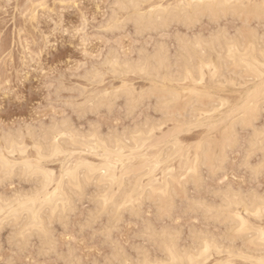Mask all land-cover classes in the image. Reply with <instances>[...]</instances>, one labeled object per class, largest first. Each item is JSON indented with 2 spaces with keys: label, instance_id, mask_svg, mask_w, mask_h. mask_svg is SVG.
Instances as JSON below:
<instances>
[{
  "label": "clouds",
  "instance_id": "9594fccd",
  "mask_svg": "<svg viewBox=\"0 0 264 264\" xmlns=\"http://www.w3.org/2000/svg\"><path fill=\"white\" fill-rule=\"evenodd\" d=\"M18 20L0 264H264V0H0V38ZM217 33L247 70L217 66Z\"/></svg>",
  "mask_w": 264,
  "mask_h": 264
},
{
  "label": "snow or ice",
  "instance_id": "6c2138e0",
  "mask_svg": "<svg viewBox=\"0 0 264 264\" xmlns=\"http://www.w3.org/2000/svg\"><path fill=\"white\" fill-rule=\"evenodd\" d=\"M262 39L261 43V54L264 55V38ZM206 47L212 48L215 51V55L218 58V67H233L239 66L242 70H247L251 66L250 60V53L247 50L246 42L244 41L243 37L240 36L239 38H231L220 33H217L207 41ZM209 70L212 68V64H208L206 66ZM26 171H31V166H26ZM42 171V170H41ZM47 176V173H44ZM55 193H48V199L51 200L55 197ZM135 193H130L129 197L134 196ZM225 202H227V196H225ZM105 204L107 201L105 200ZM129 206V200L126 199L122 207ZM250 211L253 215L260 216L264 219V196L260 198L259 206L252 205L250 207ZM238 226L237 231L243 233L249 225V221L245 219L242 215H238ZM259 239L264 242V228H261L258 233ZM205 248L204 251L207 252L209 247L207 246V242L205 241ZM230 264V262H229Z\"/></svg>",
  "mask_w": 264,
  "mask_h": 264
},
{
  "label": "rangeland",
  "instance_id": "374dc122",
  "mask_svg": "<svg viewBox=\"0 0 264 264\" xmlns=\"http://www.w3.org/2000/svg\"><path fill=\"white\" fill-rule=\"evenodd\" d=\"M21 26V21H16L15 23L10 22L6 27L7 30L4 32V36L0 39L3 41V50L6 53H10L13 62H18L20 53L23 52V49L20 47L21 39L18 31L15 29ZM48 58V57H46ZM56 58V53L53 52L51 59ZM28 86L25 85V88Z\"/></svg>",
  "mask_w": 264,
  "mask_h": 264
}]
</instances>
